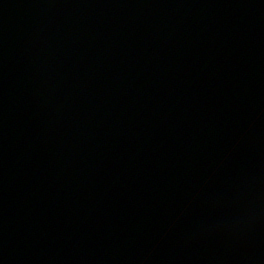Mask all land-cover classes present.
<instances>
[{
  "label": "water",
  "instance_id": "obj_1",
  "mask_svg": "<svg viewBox=\"0 0 264 264\" xmlns=\"http://www.w3.org/2000/svg\"><path fill=\"white\" fill-rule=\"evenodd\" d=\"M22 264H264V0H45Z\"/></svg>",
  "mask_w": 264,
  "mask_h": 264
}]
</instances>
